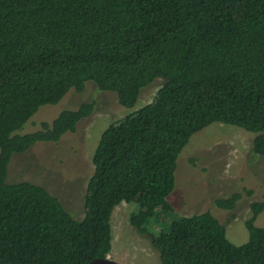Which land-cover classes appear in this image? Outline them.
I'll use <instances>...</instances> for the list:
<instances>
[{
  "label": "trees",
  "instance_id": "obj_1",
  "mask_svg": "<svg viewBox=\"0 0 264 264\" xmlns=\"http://www.w3.org/2000/svg\"><path fill=\"white\" fill-rule=\"evenodd\" d=\"M158 76L153 99L103 131L81 219L45 186L7 182L14 153L75 131L95 101L20 132L40 106L93 81L132 107ZM214 121L255 132L252 151L264 156V0H0V264L108 256L123 201L137 205L130 222L160 264H264V199L251 203L242 244L210 210L172 216L178 156ZM239 198L214 204L233 209ZM163 214L169 227L152 229Z\"/></svg>",
  "mask_w": 264,
  "mask_h": 264
},
{
  "label": "rangeland",
  "instance_id": "obj_2",
  "mask_svg": "<svg viewBox=\"0 0 264 264\" xmlns=\"http://www.w3.org/2000/svg\"><path fill=\"white\" fill-rule=\"evenodd\" d=\"M162 76L145 86L132 107L121 105L114 91L102 90L87 81L82 91L71 88L62 100L44 104L20 132L38 129L51 122L63 108L76 109L82 102L95 101L94 111L58 141H39L24 152L12 155L7 182L29 180L57 195L77 219L85 215L87 183L94 171L92 156L103 131L113 122L149 103L164 83ZM255 132L231 123L214 121L190 137L181 150L175 170V187L167 199L172 216H188L210 210L225 225L228 239L242 244L249 238L245 221L251 203L264 199V156L252 151ZM239 193L233 209L216 206V198ZM135 203L121 202L111 216L112 247L108 256L122 264H160L149 237L131 224ZM171 216L163 214L151 228L169 227ZM264 226V209L255 219Z\"/></svg>",
  "mask_w": 264,
  "mask_h": 264
},
{
  "label": "water",
  "instance_id": "obj_3",
  "mask_svg": "<svg viewBox=\"0 0 264 264\" xmlns=\"http://www.w3.org/2000/svg\"><path fill=\"white\" fill-rule=\"evenodd\" d=\"M74 264H122V263L113 258H110L109 256H106V257H95L88 261L74 263Z\"/></svg>",
  "mask_w": 264,
  "mask_h": 264
}]
</instances>
